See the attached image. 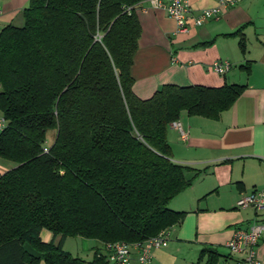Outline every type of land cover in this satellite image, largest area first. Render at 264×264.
Listing matches in <instances>:
<instances>
[{
  "label": "trees",
  "instance_id": "trees-1",
  "mask_svg": "<svg viewBox=\"0 0 264 264\" xmlns=\"http://www.w3.org/2000/svg\"><path fill=\"white\" fill-rule=\"evenodd\" d=\"M146 1L29 0L22 24L1 30L0 158L15 166L0 171V264H85L67 237L101 242L92 263L110 264L107 244L183 221L169 204L202 172L172 159L169 127L182 112L219 119L246 86L163 84L139 98L135 9ZM42 229L60 241H42ZM205 255L216 264L214 249Z\"/></svg>",
  "mask_w": 264,
  "mask_h": 264
},
{
  "label": "crops",
  "instance_id": "crops-1",
  "mask_svg": "<svg viewBox=\"0 0 264 264\" xmlns=\"http://www.w3.org/2000/svg\"><path fill=\"white\" fill-rule=\"evenodd\" d=\"M28 3L0 0V32L9 24H22L21 12ZM188 3L196 16L219 0ZM135 11L142 31L131 73L139 98H150L163 84L246 86L217 120L182 112L177 122L187 134L185 139L170 125L172 159L202 173L171 200L170 208L186 215L171 228L168 245L153 250L148 264H207V255L200 258L206 247L218 253L216 264H244L243 255L232 254L226 243L235 229L247 227L257 216L264 222V210L236 206L241 196L264 190V0H242L225 9L218 20L192 25L187 33L177 32L165 9L148 1ZM238 31L242 34H235ZM217 60L229 61L230 69L215 72L212 64ZM40 237L44 242L61 239L47 229ZM63 248L85 264H95V253L105 252L101 242L84 237L65 238ZM256 252L264 264V233ZM137 257L133 251L131 264H140Z\"/></svg>",
  "mask_w": 264,
  "mask_h": 264
},
{
  "label": "built area",
  "instance_id": "built-area-1",
  "mask_svg": "<svg viewBox=\"0 0 264 264\" xmlns=\"http://www.w3.org/2000/svg\"><path fill=\"white\" fill-rule=\"evenodd\" d=\"M242 0H219V4L212 8L204 9L194 16L191 12L188 0H150L153 7L165 9L167 14L174 19L177 32L187 33L192 25L200 26L211 19L218 20L222 12ZM231 67L229 61L217 60L213 62L212 68L219 74H224ZM176 128L181 138L185 139L187 134L177 121L171 123ZM7 120L0 109V134L6 129ZM236 206L238 208H252L256 212L264 210V190H255L248 195L241 196ZM170 231H162L157 236L149 238L143 243L133 245L125 242H115L106 245L107 261L110 264H131L132 253L136 251L140 264H148L152 259L154 249L164 248L168 245ZM264 233V222L258 216L247 227L234 230L226 246L232 254L243 255L244 264H262L257 257V246Z\"/></svg>",
  "mask_w": 264,
  "mask_h": 264
},
{
  "label": "rangeland",
  "instance_id": "rangeland-1",
  "mask_svg": "<svg viewBox=\"0 0 264 264\" xmlns=\"http://www.w3.org/2000/svg\"><path fill=\"white\" fill-rule=\"evenodd\" d=\"M237 66H234V68H236ZM52 138H53V133L50 135V138L48 139L49 140V143H51L52 141ZM15 166V163L14 162H11V161H7L5 159H2L0 158V171H6L8 169H11Z\"/></svg>",
  "mask_w": 264,
  "mask_h": 264
}]
</instances>
